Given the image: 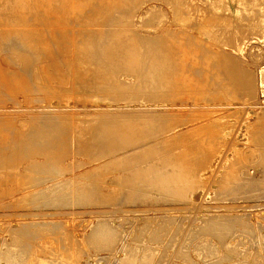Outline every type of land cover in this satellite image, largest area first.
Returning a JSON list of instances; mask_svg holds the SVG:
<instances>
[{
  "label": "rangeland",
  "instance_id": "1",
  "mask_svg": "<svg viewBox=\"0 0 264 264\" xmlns=\"http://www.w3.org/2000/svg\"><path fill=\"white\" fill-rule=\"evenodd\" d=\"M135 1L0 5V264H264V0Z\"/></svg>",
  "mask_w": 264,
  "mask_h": 264
},
{
  "label": "bare ground",
  "instance_id": "2",
  "mask_svg": "<svg viewBox=\"0 0 264 264\" xmlns=\"http://www.w3.org/2000/svg\"><path fill=\"white\" fill-rule=\"evenodd\" d=\"M138 0H136L135 2H137ZM259 1L260 0H238L237 2L239 3V7H244V8H248L249 7V10L252 12L251 14H256L255 13V11H256V9L255 8H257L258 7V3H259ZM2 4H5V5H7V4H11V8H15L17 11H20V13L19 14H21L23 17L25 16V15H27L28 14V11H27V9H29V8H35V9H40V8H43L44 10L43 11H45V14L47 15V17H51V14H50V12H51V5H57V7H59L60 9H58V10H61V9H64L65 10V12H63V13H68V14H72V15H77V16H80L81 15V13H82V11L84 10V7H87V6H91V5H93V6H95V8L96 7H98V5L99 4H107L108 6H110V7H114V6H117V7H122L123 8V10L125 9V11L120 15V17H121V20L123 21V20H127V19H129V17L131 16V9H132V7H133V5L135 4L134 3V0H4V2H0V5H2ZM108 6H107V8H108ZM239 9V8H238ZM110 10V9H109ZM114 10V9H113ZM121 10V9H120ZM258 10V9H257ZM94 11V10H93ZM96 11V10H95ZM40 12H42L41 10H40ZM39 11H37V12H34L35 13V15L37 14H39V15H43L42 13H40ZM112 12V11H111ZM254 12V13H253ZM97 13V12H96ZM120 13V12H119ZM92 14V13H91ZM95 14V13H94ZM15 15V14H14ZM18 15V14H17ZM110 16H112V14L110 15ZM56 17V19H59V17H60V15L58 14V16H55ZM259 17V16H258ZM17 18H18V16H17ZM96 18H100V17H96ZM255 18H257V17H255ZM106 19V18H105ZM14 20V19H13ZM263 22H264V17L261 19ZM21 21V20H20ZM114 21V20H113ZM18 22V21H17ZM99 22V21H98ZM112 22V21H111ZM118 27V26H117ZM22 28V27H21ZM119 28V27H118ZM118 28H115V29H118ZM11 29H13V28H11ZM19 29H20V27H19ZM18 29V30H19ZM126 29V28H125ZM124 29V30H125ZM21 31V30H20ZM111 31H112V29H111ZM103 32V31H102ZM122 32V31H121ZM11 33H12V31H11ZM16 35V34H15ZM14 35V36H15ZM15 38V37H14ZM47 40V39H46ZM13 41V40H12ZM30 41V40H29ZM34 41V40H33ZM17 43V42H16ZM24 44V43H23ZM28 44V43H27ZM26 44V45H27ZM137 45L138 44H129V47H128V50H129V53H128V55H129V57H130V55H131V61L130 60H128L129 58H127L126 60H128V61H130V62H135V61H139L140 59H141V56H143L142 55V50H139L140 48H138L137 47ZM139 46V45H138ZM96 47V46H95ZM97 47H99V46H97ZM36 49V48H35ZM36 50H38V49H36ZM98 50H100L101 52H103V49L102 48H98ZM34 52H36V51H34ZM41 52V51H40ZM87 52V51H86ZM124 52H125V50H124ZM38 53V52H37ZM36 54V53H35ZM40 54V53H39ZM126 54V53H125ZM43 56V55H42ZM30 59V58H29ZM154 63V62H153ZM157 63V62H156ZM110 65V64H109ZM156 65V64H155ZM101 66V65H100ZM153 66H154V64H153ZM2 67V66H1ZM155 68V67H154ZM3 69V68H2ZM110 69V68H109ZM150 69V68H149ZM150 71H151V69H150ZM149 71V72H150ZM103 74V73H102ZM80 87H83V86H80ZM143 110V109H142ZM140 111V110H139ZM146 112H148V111H146ZM134 126H130V127H128V130L129 131H132V133L134 132ZM81 129V128H80ZM130 129H132V130H130ZM128 131V132H129ZM127 132V131H126ZM125 132V133H126ZM128 132H127V134H128ZM130 134V133H129ZM136 135V134H135ZM131 136V135H130ZM130 136H128V137H130ZM132 136H134V134L132 135ZM122 137V136H121ZM120 138V137H119ZM136 138V137H135ZM121 139H123V140H125V138H121ZM128 139V138H127ZM126 139V140H127ZM130 139V138H129ZM140 140V139H139ZM128 141V140H127ZM131 141V140H130ZM129 141V142H130ZM135 141H136V139H135ZM150 141V140H149ZM148 141V142H149ZM154 141V140H153ZM152 141V142H153ZM126 142V141H125ZM137 142H139V141H137ZM141 142H142V140H141ZM143 142H144V140H143ZM151 142V143H152ZM134 143V142H133ZM145 143V142H144ZM119 144H121V143H119ZM126 144V143H125ZM139 144V143H138ZM141 145H144V144H141ZM157 145V144H156ZM118 146V145H117ZM132 146V145H131ZM155 146V145H154ZM135 147V146H134ZM141 147V146H140ZM156 148H157V146H156ZM110 149V148H109ZM157 150L158 149H156V152H157ZM109 151V150H108ZM114 151V150H113ZM147 151V150H146ZM129 152V151H128ZM138 152H139V150H138ZM137 152V153H138ZM143 152V151H142ZM149 152H152V151H149ZM160 152V151H159ZM170 152V151H169ZM173 151H171V153H172ZM176 152V151H175ZM124 153V152H123ZM144 153V152H143ZM161 153V152H160ZM131 154H132V152H131ZM142 154V153H141ZM146 154H148V153H146ZM114 155V154H113ZM139 155V154H138ZM143 155H145V154H143ZM143 155H142V157H143ZM166 155V154H165ZM173 155V154H172ZM133 156V155H132ZM148 156H150V155H148ZM164 156V155H163ZM167 156V155H166ZM168 156H169V153H168ZM174 156H175V153H174ZM140 157V156H139ZM138 157V158H139ZM151 157V156H150ZM176 157V156H175ZM124 158V157H123ZM127 158H129L128 156H127ZM132 158V157H131ZM170 158H172V157H170ZM177 158V157H176ZM176 158H174L173 157V159H176ZM143 159V158H142ZM155 159H157V158H155ZM161 159H162V156H161ZM164 159H166V158H163V160ZM178 159V158H177ZM182 159V158H181ZM135 160V159H134ZM154 160V159H153ZM158 160V159H157ZM157 160H155V162L157 161ZM171 160V159H170ZM180 160V159H179ZM183 160V159H182ZM127 161V160H126ZM136 161V160H135ZM151 161V160H150ZM159 161V160H158ZM162 161V160H161ZM160 161V162H161ZM166 161H167V159H166ZM117 162H118V160H117ZM153 162V161H152ZM160 162H158V164L160 163ZM163 163H165L164 161H162ZM170 162V161H169ZM173 162H174V160H173ZM177 162V161H176ZM179 162H181V161H179ZM130 163V162H129ZM133 163V162H132ZM146 163H150V162H146ZM168 163V162H167ZM166 163V164H167ZM182 163V162H181ZM126 164H127V162H126ZM131 164V163H130ZM175 164V163H174ZM178 164V163H177ZM153 165V164H152ZM161 165V164H160ZM159 165V166H160ZM163 166H166V165H164V164H162ZM169 165V164H168ZM170 165H172V164H170ZM154 166V165H153ZM173 166V165H172ZM180 166V165H179ZM178 166V167H179ZM144 167H146V164H145V166ZM156 167V166H155ZM155 167H153V168H155ZM158 167V166H157ZM167 167V166H166ZM165 167V168H166ZM173 167H175V165L173 166ZM172 167V168H173ZM186 167V166H185ZM135 168V167H134ZM139 168H140V165H139ZM179 168H181V166L179 167ZM178 168V169H179ZM183 168V167H182ZM136 169V168H135ZM143 169H145V168H143ZM147 169H149V168H147ZM156 169V168H155ZM158 169V168H157ZM157 169H156V172H157ZM175 169V168H174ZM174 169H172V170H174ZM154 170V169H153ZM166 170H167V168H166ZM165 169H164V171H166ZM176 170V169H175ZM146 172H147V170H145ZM145 171L143 172V173H145ZM162 171H163V169H162ZM162 171H161V174H162ZM177 171V170H176ZM136 172V171H135ZM141 172V173H142ZM150 172H151V169H150ZM170 172V171H169ZM169 172H167L166 171V173L164 174V175H167L168 177H166V179L167 178H169L170 176H169V174L171 175V176H175V174H173V172L171 171L170 173ZM179 172H180V170H179ZM179 172H176V174L178 173V174H180ZM185 172V171H184ZM142 173V174H143ZM158 173H159V171H158ZM169 173V174H168ZM172 173V174H171ZM187 174H189V173H191L189 170H187V172H186ZM185 173V174H186ZM131 174H132V171H131ZM133 174H135V173H133ZM160 174V173H159ZM162 174V175H163ZM178 174L176 175V177L178 176ZM182 174V173H181ZM184 174V175H185ZM187 174L185 175V176H187ZM196 174H198V173H196ZM196 174H191V175H189L187 178H189V177H193V179L195 178V177H197L198 175H196ZM136 175H137V172H136ZM143 175H145V174H143ZM151 175H152V173H151ZM183 175V174H182ZM181 175V176H182ZM183 175V176H184ZM138 176V175H137ZM137 176H136V179H138L139 178V176H138V178H137ZM141 176V175H140ZM146 176H147V174H146ZM154 176V175H153ZM156 176L158 177V175H157V173H156ZM182 176V177H183ZM184 176V177H185ZM127 177V176H126ZM149 177V176H148ZM162 178H163V176H161ZM179 177H180V175H179ZM182 177H180L181 178V180H183V178ZM160 178V177H159ZM175 178V177H174ZM187 178H186V180H187ZM141 179V178H140ZM156 179V178H155ZM158 179V178H157ZM156 179V180H157ZM192 179V180H193ZM197 179V180H196ZM195 180H196V182L197 181H199L198 180V178H196ZM146 180V179H145ZM159 180V179H158ZM157 180V181H158ZM160 180H162V179H160ZM159 180V181H160ZM168 180V182L170 181L169 179H167ZM184 180H185V178H184ZM191 180V181H192ZM133 181V180H132ZM135 181V180H134ZM141 181V180H140ZM148 181H150L151 182V184H153L152 183V181L153 180H148ZM157 181H155V183L157 182ZM165 181V180H164ZM172 181V180H171ZM173 181H174V179H173ZM173 181H172V183H173ZM177 181H179L178 180V178L176 179V181H174V182H177ZM191 181H188V182H191ZM143 182H144V178H143ZM195 182V181H194ZM147 183V182H146ZM154 183V184H155ZM161 183H162V181H161ZM165 183H166V181H165ZM171 183V182H170ZM170 183H169V185H170ZM172 183H171V186H172ZM180 183H181V181H180ZM183 183V182H182ZM132 184V183H131ZM142 184V183H141ZM144 184V183H143ZM148 184H150L149 182H148ZM157 184V183H156ZM160 184V183H159ZM164 184V183H163ZM175 184V183H174ZM173 184V185H174ZM87 185V184H86ZM92 185V184H91ZM136 185V184H135ZM139 185V184H138ZM158 185V184H157ZM162 185V184H161ZM176 185H177V183H176ZM176 185H174V187L176 186ZM83 186V185H82ZM81 186V187H82ZM165 186H166V184H165ZM168 186V185H167ZM181 186V185H180ZM182 186H183V184H182ZM139 187V186H138ZM148 187V186H147ZM157 187V186H156ZM159 187H160V185H159ZM158 187V188H159ZM162 188H165V187H163V186H161ZM177 187V186H176ZM175 187V188H176ZM186 187V186H185ZM191 187H192V185H191ZM78 188H80V187H78ZM146 188V187H145ZM158 188H156V189H158ZM161 188V191H163V189ZM169 188V186L168 187H166V190H169L168 189ZM172 188V187H171ZM175 188L173 189V190H175ZM160 189V188H159ZM158 189V190H159ZM180 189H181V187H180ZM180 189H179V187H178V192L180 191ZM189 189V188H188ZM76 190H77V188H76ZM166 190H164L165 192H166ZM172 190V191H173ZM169 192H170V190H169ZM168 191H167V193H169ZM176 193H177V191H175ZM180 192H182V191H180ZM172 193V192H171ZM183 193V192H182ZM182 193H180L179 195H181ZM178 194V193H177ZM176 194V195H177ZM184 195V194H183ZM144 257V256H143ZM148 257V256H147ZM145 258V257H144ZM146 259V258H145ZM146 261V260H145ZM140 262H141V260H140ZM142 262H143V260H142ZM146 263V262H145ZM43 264H48V263H46L45 261H44V263Z\"/></svg>",
  "mask_w": 264,
  "mask_h": 264
}]
</instances>
